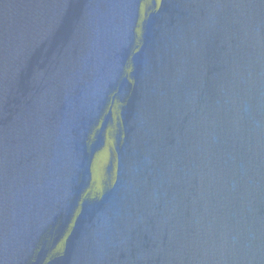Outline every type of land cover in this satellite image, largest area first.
<instances>
[{"label":"water","instance_id":"obj_1","mask_svg":"<svg viewBox=\"0 0 264 264\" xmlns=\"http://www.w3.org/2000/svg\"><path fill=\"white\" fill-rule=\"evenodd\" d=\"M0 264H264V0H0Z\"/></svg>","mask_w":264,"mask_h":264}]
</instances>
